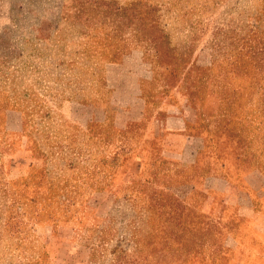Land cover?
I'll use <instances>...</instances> for the list:
<instances>
[{"label": "rangeland", "instance_id": "rangeland-1", "mask_svg": "<svg viewBox=\"0 0 264 264\" xmlns=\"http://www.w3.org/2000/svg\"><path fill=\"white\" fill-rule=\"evenodd\" d=\"M180 115L193 159L162 150L191 145L161 127ZM249 246L264 0H0V264H233Z\"/></svg>", "mask_w": 264, "mask_h": 264}, {"label": "crops", "instance_id": "crops-1", "mask_svg": "<svg viewBox=\"0 0 264 264\" xmlns=\"http://www.w3.org/2000/svg\"><path fill=\"white\" fill-rule=\"evenodd\" d=\"M161 127L164 131H168V134H177L174 135L175 137H180L182 138V140H190L191 143L190 146H188L187 144H185L184 148H177L175 146H166L163 145L162 146V150L165 153H169V154H174V155H185L188 156L190 159L194 158L196 156V154L198 153L199 149H200V145L202 143V140L200 137H194V136H189V135H180L183 131L186 130V119L184 117H182V115L180 116H168L165 117L163 119V121L161 122ZM179 139V138H178ZM192 141H195L194 143ZM172 147V148H170ZM194 160H192L191 163H193ZM261 231V230H260ZM238 246H235V249L237 251H240L238 248ZM250 248V249H249ZM249 250L246 249V253L247 256L243 257V260H239L237 259L236 262H234L233 264H264V247L263 250L261 249H255V246H249ZM239 258V257H238ZM257 260V261H256Z\"/></svg>", "mask_w": 264, "mask_h": 264}]
</instances>
